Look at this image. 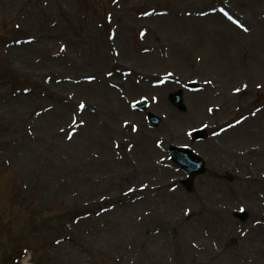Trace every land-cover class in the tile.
I'll list each match as a JSON object with an SVG mask.
<instances>
[{"label":"rangeland","instance_id":"rangeland-1","mask_svg":"<svg viewBox=\"0 0 264 264\" xmlns=\"http://www.w3.org/2000/svg\"><path fill=\"white\" fill-rule=\"evenodd\" d=\"M0 264H264V0H0Z\"/></svg>","mask_w":264,"mask_h":264},{"label":"bare ground","instance_id":"bare-ground-1","mask_svg":"<svg viewBox=\"0 0 264 264\" xmlns=\"http://www.w3.org/2000/svg\"><path fill=\"white\" fill-rule=\"evenodd\" d=\"M76 77L79 78V76H76ZM81 77H82L81 80H78V81L75 80L77 78L73 77V78L58 79L57 82H59L61 84H64V85L65 84H70V83H77V82L81 83L82 81H84L83 76H81ZM111 86L113 88H115L116 90H118L115 84L111 83ZM86 94L87 95H91L90 92H87ZM117 94H118V98H119L118 101H117L119 107L117 108V112L115 113V116H117V117L126 116L128 118V115L130 114V111L125 106V102H126L125 101V96L122 95L121 93H117ZM60 98L64 100L65 96L64 95L60 96ZM57 121H59V122L62 121L59 118V113L57 114ZM57 121L55 120V123H57ZM123 122L126 125H129L132 128V130L135 129V130H133V132H138L140 130V128H141V126L139 124L140 122H139V120L137 118H134L133 120H130L128 118V119L123 120ZM143 131L144 130H142L141 134H143ZM133 139H131L130 137H127V142H129V148H128L127 153H125V156H128L129 153H131L134 149L137 148L136 141H135V139L134 140ZM139 148L144 153H147V155L153 156V154H154L153 149L149 148L147 144H143V145L139 146ZM157 161H158V165H164L163 164L164 161H162V160H160L158 158H157ZM158 167H160V166H158ZM161 169H162V167H161ZM162 189H163V187L159 184V182H155V183H153L151 185V190H152V193H153L154 196H158L159 197L160 191Z\"/></svg>","mask_w":264,"mask_h":264},{"label":"water","instance_id":"water-1","mask_svg":"<svg viewBox=\"0 0 264 264\" xmlns=\"http://www.w3.org/2000/svg\"><path fill=\"white\" fill-rule=\"evenodd\" d=\"M171 100L174 105L178 106L180 109H184L182 105L181 93L171 96ZM150 121L155 125H158L160 120L154 115H150ZM200 134H195V138H202ZM170 152L173 155L174 162L180 165L187 172L191 173L192 176H197L204 171V162L194 155L191 151L186 149L171 148Z\"/></svg>","mask_w":264,"mask_h":264},{"label":"snow or ice","instance_id":"snow-or-ice-1","mask_svg":"<svg viewBox=\"0 0 264 264\" xmlns=\"http://www.w3.org/2000/svg\"><path fill=\"white\" fill-rule=\"evenodd\" d=\"M221 12H223L224 13V15L229 19V20H231L234 24H236L238 27H240L242 30H244V31H248V29H247V27L239 20V19H236V18H234L228 11H226L225 9H221L220 10ZM147 14V13H146ZM145 35V33L144 32H141V36H144ZM64 49L63 48H61V51H63ZM108 75L109 76H111L112 75V72H108ZM86 79H88L89 81H92V80H95V77L94 76H88ZM259 86V85H258ZM245 88L247 87V85H245L244 86ZM25 91H28V89H25ZM235 91H237V92H239L240 91V89L239 88H237V89H235ZM133 106H135V105H133ZM79 109L80 110H83L85 107H86V105L84 104V103H80L79 104ZM209 111H211V109H209ZM37 115H39V113H37ZM85 123V121H83V120H80L79 121V125H83ZM72 124L73 125H76L77 124V122H76V120H73L72 121ZM133 130H135V129H133ZM68 139H72V136L70 135L69 137H68ZM241 211H244V209H241Z\"/></svg>","mask_w":264,"mask_h":264}]
</instances>
